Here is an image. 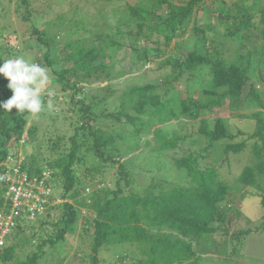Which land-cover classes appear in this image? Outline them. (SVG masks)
I'll list each match as a JSON object with an SVG mask.
<instances>
[{"label": "rangeland", "instance_id": "374dc122", "mask_svg": "<svg viewBox=\"0 0 264 264\" xmlns=\"http://www.w3.org/2000/svg\"><path fill=\"white\" fill-rule=\"evenodd\" d=\"M213 1L212 4L207 1L204 8L197 9L191 16V22L174 33L171 41L166 44L163 35L156 31L148 37L146 31L140 32L137 37L133 35L137 33L139 19L131 15L128 5L150 6L155 0H0V65L3 60L20 56L49 69L51 91L42 97L45 101L43 110L37 117L31 114L27 117L29 120H37L41 130L48 128V136L64 134L67 137L73 133L74 123L78 120L77 108L72 104L73 91L69 86H65V80L59 79V72L71 68L74 64V60H64L59 56L62 55L64 44L78 42L82 45L85 41L87 46H90L89 43L105 46V43H108V47L115 49L106 53L104 51L103 55L87 63H103L107 66L109 74L105 76L103 72L99 73L100 78L85 86L84 91H79L77 98L92 104L91 110L96 117L89 123L103 130L104 136L112 134L115 137L103 151L106 155L116 157L117 162L103 161L92 153L89 150L91 136L82 134V130H79L76 138L77 154L83 155L85 161L73 162V166L75 174L84 180L83 183L94 181L91 184L94 189L96 185L113 188L117 166L121 163L125 170L129 173L131 171V185L136 191H143L147 187L157 191L176 183L188 184L192 181L188 170L176 166L174 160L186 158L194 151V154H201L198 160L199 168L213 166L217 169L219 178L232 188L243 166L254 159L252 142L255 138H250L249 135L256 121L254 118L243 117L241 113L248 115L257 109L264 111V108H259L254 103L246 104L239 110H229L224 105L217 104L196 108L208 98L217 97L216 94L207 92L211 87L209 65L203 63L191 70H180L173 66L175 59L182 61L190 50L202 51L203 46H210L212 59L220 58L228 63L241 62L246 59L244 55L247 51L243 50H251L252 53L248 56V73L254 88L264 99V23L261 21L264 0H240L244 11L234 6L230 8L233 1L237 0ZM249 15H252V23L248 26L242 25L241 21ZM239 22L241 29L235 34H230L229 31ZM195 26L206 29L203 39L194 33ZM111 39L119 44L111 43ZM46 55L52 59L50 65L46 64ZM147 83L154 86L147 90V93L156 95L161 100H168L172 110H176L180 106V100L185 98L192 115L168 116L164 121H158V115L149 116L148 112L136 113L130 102L127 104V112L140 118L134 126L124 122V117L121 122L104 117V114L120 107L125 98V91ZM103 96L105 99L100 100ZM148 107L150 106L145 109ZM216 116L224 120L232 136L228 142L247 140L243 150L237 153L225 152L221 140L207 146V138L198 132L200 120L206 117L211 123ZM134 127L140 130L134 133ZM154 127L168 131L170 136L176 139V144L167 149L155 150L154 137L150 132ZM116 129L120 131L121 136L114 135ZM27 137L23 132L19 143L25 139L27 141ZM66 137L60 143L68 150L71 142ZM40 141L42 140L38 136L36 147ZM10 143L11 140L8 144ZM19 147L18 151L10 148L14 152L5 161L14 160L13 166L22 169L26 164L22 159L28 158L32 145L24 144L22 152ZM56 156L57 153H54L53 157ZM93 164L98 165V171L90 170ZM24 168L32 173V169L28 170L27 165ZM49 170L54 172L56 169ZM48 178L49 176L45 179ZM98 178L103 180L100 184H95ZM55 184V197H52L54 200H48V209L52 213L44 226H40V219L33 220L27 214L24 216L18 211H13L12 217L19 220L18 224L23 228L25 236L32 237L33 233L36 234L28 244L16 247L13 259L7 263L0 261V264L24 263L27 255L37 251L38 240L53 233L55 229L50 223L60 217L63 212L62 203L68 200L61 196V188L56 182ZM235 184L240 185L238 182ZM35 186L41 189L40 185ZM234 189L237 190L235 185ZM88 191L89 189L85 190ZM238 208L229 223V232L218 231L193 241L196 254L181 264H264V207L261 205L260 196L255 193V188L246 190ZM88 210V207L75 210L74 221L65 233V238L52 246L44 245L43 256L38 259V264L88 262L93 240L91 219L94 216ZM10 216L9 214L6 218ZM6 238L4 236L0 248L10 242L11 239L5 241ZM18 238H13L11 242L18 243ZM142 248L139 244H127L110 246L108 250L102 249L98 255L100 264H151V254L149 251L144 252ZM153 261L154 264L176 263L160 261L157 257Z\"/></svg>", "mask_w": 264, "mask_h": 264}, {"label": "trees", "instance_id": "16d2710c", "mask_svg": "<svg viewBox=\"0 0 264 264\" xmlns=\"http://www.w3.org/2000/svg\"><path fill=\"white\" fill-rule=\"evenodd\" d=\"M207 1L210 4L214 2L213 0H155V3L150 6L128 5L131 15L139 19L137 33L133 35L137 37L140 32L146 31V37H148L149 34L156 31L163 35L165 43L168 44L173 38V34L191 22L193 13L197 9L204 8ZM233 6L244 11L240 0L233 1L230 8H234ZM261 14V21L264 23V9H261ZM224 16L227 17V15ZM251 17L252 15L245 17L241 21L242 25H250ZM241 23L236 24L229 33L238 32L241 29ZM207 28L210 27L207 25ZM193 29L198 38H204L205 28L195 26ZM262 32L264 34V27ZM102 39H105L103 35ZM84 43L85 41L79 45L78 42H68L62 47V55H59L64 60H74L71 68H65L59 72V79L65 80V86L72 89L71 98L74 100L72 104L77 108L78 120L74 123L72 134L67 137L64 134H58L55 137L48 136L50 130L48 128L41 130L37 120L33 121L27 118L29 114H19L15 107L8 113H4V110L0 109V163L13 154L14 151L10 148L18 151L20 146L19 149L22 152L24 144H31V153L29 152L28 158L23 157L22 159L26 161L25 166L27 165L28 170L32 169V173L27 174L28 178L35 177L39 180L42 171L49 172V178L46 179L41 193L44 201L36 203V205L41 204L42 212L36 213L31 219H40L41 227L47 224L48 216L52 213L48 209V200L49 198L51 201L54 200L52 197H55L53 193L54 187H56L55 182L61 188V196L68 199L62 203L63 212L60 217L50 223L55 229L53 233L47 234L40 241L38 240L37 251L27 255V260L22 264H38V259L43 256L42 247L46 244L52 246L55 242L63 240L65 233L68 232L74 221L75 210H81L83 207H88L94 214L91 219L93 240L88 254L89 260L86 264H100L98 255L102 249L108 250L110 246L127 244H139L143 247L144 252L149 251L151 264H154L155 257L167 263L181 264L196 254V249L192 245L193 241L201 237H208L218 231L229 232V223L234 217V212L239 209L238 206L241 204L246 190L255 188V193L260 196L261 205L264 207V111L260 109L248 115L241 113L243 117L254 118L256 123L249 135L250 138H255L252 142L254 159L244 165L237 175L235 182L240 184L234 182L237 190L234 189V185L231 188L226 181L220 179L217 169L213 166L199 168L198 160L201 154H194V151L190 152L186 158L174 160L176 166L188 170L189 176L192 177L191 183L188 184L176 183L168 188H159L157 191L149 187L143 191H136V188L134 189L131 185L133 182L131 171L130 174L121 163L117 166L113 188L96 185V189H94L91 185L94 181L83 183L84 180L75 174L73 166V162L83 163L85 161L83 155L77 154L76 138L79 130H82V134L91 136L89 150L92 153L103 161L117 162L116 157L106 155L103 151L109 143L114 141L115 137L112 134L104 136L103 130L93 127L89 123L96 117L91 110L92 104L77 98L79 91H84L85 86L100 78L99 73L103 72L105 76L109 74L105 64L87 65V63L103 55L104 51L106 53V51L115 49L111 46L108 47V43H105V46L93 43H89L90 46H87ZM111 43L119 44L118 41L112 39ZM209 48L210 46H203L202 51L190 50L185 59L182 61L175 59L173 63V66L180 70H191L203 63L209 65L211 87L207 92L214 93L217 97L208 98L206 102L199 103L196 108H207L217 104L224 105L229 110H239L249 103L264 108V99L254 88L248 73V56L252 51L245 49L243 51H247L244 55L246 59L241 62L228 63L220 58L212 59V50ZM155 50L157 51V49ZM144 51L146 54L147 49ZM45 60L48 65L52 63V59L47 55ZM7 83V79L0 75V102L6 101L12 95L11 90L7 88ZM152 87L154 86L147 83L125 91V98L120 107L104 114V117L115 122H121L124 117V122L134 126V123L139 122L140 118L127 112V104L130 102L136 113L148 112L149 116L158 115V121H164L168 116L192 115L185 98L180 100V106L176 110H172L169 108L168 100H161L158 96L147 93V90ZM102 99L105 97L103 96L100 100ZM146 106L150 107L145 109ZM133 130L135 133L140 128L134 127ZM23 132L28 136L27 141L25 139L19 143ZM150 132L154 137L153 148L155 150L167 149L176 144V139L161 127H154L150 129ZM198 132L207 138V146H212L215 141L221 140L224 143L225 152L237 153L243 150L247 142L246 139L228 142L232 136L229 134L224 120L219 116L214 117L211 123L207 121L206 117H202ZM114 135L121 136L120 131L116 129ZM38 136L42 141L38 142V147H36ZM65 137L71 142L68 150H65L63 144L60 143ZM10 140L11 143L8 144ZM54 153H57L55 158L53 157ZM49 168L56 169L55 173ZM94 169L98 171L97 164H93L90 170ZM96 180L95 184H100L103 179ZM0 188L3 189L2 186ZM86 189L89 191L85 192ZM2 201L0 198V208L3 205ZM27 202L24 201L19 209V212L24 216L29 214ZM12 232L5 236L7 237L5 241L10 238V242L0 248V261L3 263L13 259L14 251L18 245L28 244L36 234L33 233L32 237H26L19 224ZM16 237H19L18 243L11 242Z\"/></svg>", "mask_w": 264, "mask_h": 264}, {"label": "clouds", "instance_id": "9594fccd", "mask_svg": "<svg viewBox=\"0 0 264 264\" xmlns=\"http://www.w3.org/2000/svg\"><path fill=\"white\" fill-rule=\"evenodd\" d=\"M0 75L7 79V88L12 92L9 99L0 102V109H3L4 113H8L15 107L19 114L27 113L33 117H37L43 110V95L46 92L50 94L51 91L49 87V69L39 63L29 62L23 57L18 56L15 59L3 60L2 65H0ZM24 166H22V170L30 174ZM0 185L3 187V189L0 188V198L1 201L3 200L2 207L6 206L5 208H0V214L5 217L10 214L11 219L15 222L14 226L7 233L9 234L18 225L19 220L15 219L16 217H12L13 211L18 210L12 209L9 201H5V191L7 188L1 181Z\"/></svg>", "mask_w": 264, "mask_h": 264}, {"label": "built area", "instance_id": "2783aa9c", "mask_svg": "<svg viewBox=\"0 0 264 264\" xmlns=\"http://www.w3.org/2000/svg\"><path fill=\"white\" fill-rule=\"evenodd\" d=\"M14 159V157H12ZM13 161L1 162L2 170L0 174V181L6 186L5 201H9L12 209L19 211L22 204L27 201H31L28 207V215L33 218L36 213L42 211L41 203L44 199L41 197V193L44 189L46 177L49 175L48 171H42L41 177L37 180L35 177L28 178V173L17 166H13ZM22 168V167H21ZM25 172V173H24ZM33 183V186H29ZM36 185H40L41 189H38ZM19 201V202H17ZM13 206V207H12ZM15 222L10 218H6L0 214V246L3 244L4 235L7 234L14 226Z\"/></svg>", "mask_w": 264, "mask_h": 264}]
</instances>
